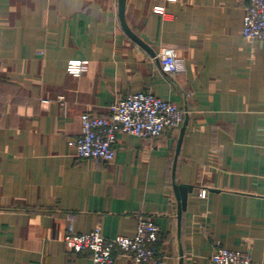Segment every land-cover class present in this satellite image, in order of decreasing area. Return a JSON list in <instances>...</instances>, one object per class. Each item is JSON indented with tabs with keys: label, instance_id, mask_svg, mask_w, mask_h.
<instances>
[{
	"label": "crops",
	"instance_id": "0c3cea01",
	"mask_svg": "<svg viewBox=\"0 0 264 264\" xmlns=\"http://www.w3.org/2000/svg\"><path fill=\"white\" fill-rule=\"evenodd\" d=\"M247 5L124 0L122 23L119 0H0V264H94L65 248L69 215L107 238L150 218L162 264H207L217 246L264 264V42L241 35ZM72 60L88 62L78 77ZM137 92L184 111V132L118 134L112 162L76 158L80 116Z\"/></svg>",
	"mask_w": 264,
	"mask_h": 264
},
{
	"label": "built area",
	"instance_id": "2783aa9c",
	"mask_svg": "<svg viewBox=\"0 0 264 264\" xmlns=\"http://www.w3.org/2000/svg\"><path fill=\"white\" fill-rule=\"evenodd\" d=\"M153 10L159 15L164 13L161 6H156ZM241 35L248 41L264 42V0H248ZM159 60L165 74L174 76L183 69L182 59L174 49H164ZM87 66V61L72 60L67 63L66 72L78 77ZM184 117L185 112L176 105L163 101L150 92L130 93L115 99L108 107L107 116L83 113L80 116V133L69 140L67 145L76 158L110 163L115 158L114 145L118 134L151 141L165 132L178 130ZM205 195L206 190L199 194L201 198ZM67 221L62 237L65 248L72 254L90 253L94 264H113L116 251L128 258L130 264H162L157 250L161 240L159 226L144 215L136 216V233L133 237L107 238L99 228L77 233L73 229V216L69 215ZM207 264L253 263L248 251H232L217 246Z\"/></svg>",
	"mask_w": 264,
	"mask_h": 264
},
{
	"label": "water",
	"instance_id": "95a60500",
	"mask_svg": "<svg viewBox=\"0 0 264 264\" xmlns=\"http://www.w3.org/2000/svg\"><path fill=\"white\" fill-rule=\"evenodd\" d=\"M119 17L122 23H124V0H119ZM129 36L134 39L139 45L144 46L143 43L134 35L126 31ZM186 126V118H184L183 124L181 126V133L184 132V128Z\"/></svg>",
	"mask_w": 264,
	"mask_h": 264
},
{
	"label": "rangeland",
	"instance_id": "374dc122",
	"mask_svg": "<svg viewBox=\"0 0 264 264\" xmlns=\"http://www.w3.org/2000/svg\"><path fill=\"white\" fill-rule=\"evenodd\" d=\"M185 118V117H184Z\"/></svg>",
	"mask_w": 264,
	"mask_h": 264
}]
</instances>
